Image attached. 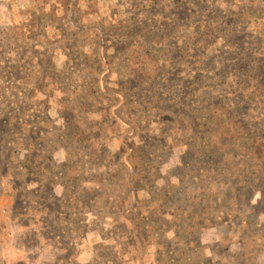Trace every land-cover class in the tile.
I'll use <instances>...</instances> for the list:
<instances>
[{
  "label": "rangeland",
  "instance_id": "374dc122",
  "mask_svg": "<svg viewBox=\"0 0 264 264\" xmlns=\"http://www.w3.org/2000/svg\"><path fill=\"white\" fill-rule=\"evenodd\" d=\"M0 264H264V0H0Z\"/></svg>",
  "mask_w": 264,
  "mask_h": 264
},
{
  "label": "trees",
  "instance_id": "16d2710c",
  "mask_svg": "<svg viewBox=\"0 0 264 264\" xmlns=\"http://www.w3.org/2000/svg\"><path fill=\"white\" fill-rule=\"evenodd\" d=\"M218 9H216L215 11H217ZM214 27L218 28V32L219 31V27L218 24L214 25ZM214 27H199L197 29V31H195L193 33V36L190 38V42L194 43V46L196 47L197 50V56L199 58H202L201 52L202 50L208 51L209 50V43L212 41V36L214 34ZM229 33H231V30L228 31ZM210 64V63H209ZM193 114H195V112H190L189 114H186V125L188 129H192V128H197L200 124L198 123V120L200 117H194ZM168 122H173V119H171V117H166L165 119ZM176 124H178V121L174 120ZM198 158L201 159L200 155H198ZM131 166V164L126 165V164H122V167H124V169H128V167ZM133 182V181H132ZM129 184H127V188H129Z\"/></svg>",
  "mask_w": 264,
  "mask_h": 264
}]
</instances>
